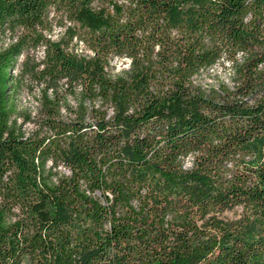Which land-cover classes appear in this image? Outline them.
<instances>
[{"label":"trees","instance_id":"trees-1","mask_svg":"<svg viewBox=\"0 0 264 264\" xmlns=\"http://www.w3.org/2000/svg\"><path fill=\"white\" fill-rule=\"evenodd\" d=\"M4 31L0 264H264V0H0Z\"/></svg>","mask_w":264,"mask_h":264},{"label":"rangeland","instance_id":"rangeland-1","mask_svg":"<svg viewBox=\"0 0 264 264\" xmlns=\"http://www.w3.org/2000/svg\"><path fill=\"white\" fill-rule=\"evenodd\" d=\"M53 14L50 13L49 17H51ZM55 19L51 20L52 26L49 35L51 38L56 39L60 32L62 31L63 27L59 26V23L56 22L58 19V16L54 17ZM67 24V23H66ZM8 31H4L3 33H0V47H3L6 45V43L10 42L12 40V36L15 37L14 32L11 34L7 33ZM72 43L74 44L72 46L73 50L79 54L81 53H87L88 50L85 48V46L81 42H77L76 39H73ZM39 49V51H38ZM42 50L41 48H36L32 51H28L29 56L32 55L34 58H40L41 57ZM21 56H19L18 61L14 63V66L12 67L10 73L12 77H17V74L19 72L20 66L18 65L19 59ZM130 66V59L126 56H118L113 57L110 59L109 66L107 67L108 73L111 75H119L122 74L124 71H126ZM232 77V66L225 58L219 59L211 68L205 69L201 71L198 75L194 77L195 82L200 84L204 88H209L210 86H216L219 82H226L228 85H232L231 81ZM31 78L28 77L27 74H24L22 77H20L21 86L18 88L16 94L12 95L13 103L15 104V107L20 110H25L30 113V117H35V110L39 106L38 101V94L39 89L42 84L36 83L33 80H30ZM37 95V97H36ZM67 102L69 104L73 105L75 104V99L71 95H67ZM20 121V117L17 119V122ZM32 124L30 122H25L21 127L23 130L27 131L30 129V126ZM191 157L187 159V165H189V160ZM64 171V168H61ZM238 213L237 209H232L229 211H226L224 215L226 217H234Z\"/></svg>","mask_w":264,"mask_h":264}]
</instances>
